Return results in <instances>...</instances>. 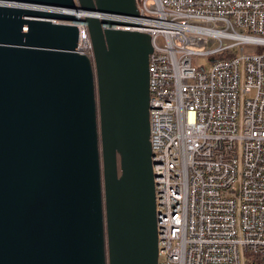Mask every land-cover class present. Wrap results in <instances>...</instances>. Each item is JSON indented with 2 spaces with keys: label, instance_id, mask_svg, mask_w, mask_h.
<instances>
[{
  "label": "water",
  "instance_id": "water-1",
  "mask_svg": "<svg viewBox=\"0 0 264 264\" xmlns=\"http://www.w3.org/2000/svg\"><path fill=\"white\" fill-rule=\"evenodd\" d=\"M63 9L138 15L136 0H0V264H158L151 37ZM80 20L93 61L74 51Z\"/></svg>",
  "mask_w": 264,
  "mask_h": 264
},
{
  "label": "built area",
  "instance_id": "built-area-1",
  "mask_svg": "<svg viewBox=\"0 0 264 264\" xmlns=\"http://www.w3.org/2000/svg\"><path fill=\"white\" fill-rule=\"evenodd\" d=\"M136 3L137 16L62 11L151 37L158 264H264V0ZM71 23L93 61L86 23Z\"/></svg>",
  "mask_w": 264,
  "mask_h": 264
},
{
  "label": "rangeland",
  "instance_id": "rangeland-1",
  "mask_svg": "<svg viewBox=\"0 0 264 264\" xmlns=\"http://www.w3.org/2000/svg\"><path fill=\"white\" fill-rule=\"evenodd\" d=\"M246 50L251 51V52H256L257 47L253 45H247ZM193 64L195 67H198V68L203 67L205 69H208L211 65V62L209 61L208 57L199 55L193 58Z\"/></svg>",
  "mask_w": 264,
  "mask_h": 264
},
{
  "label": "bare ground",
  "instance_id": "bare-ground-1",
  "mask_svg": "<svg viewBox=\"0 0 264 264\" xmlns=\"http://www.w3.org/2000/svg\"><path fill=\"white\" fill-rule=\"evenodd\" d=\"M39 9H46L45 6H37Z\"/></svg>",
  "mask_w": 264,
  "mask_h": 264
}]
</instances>
